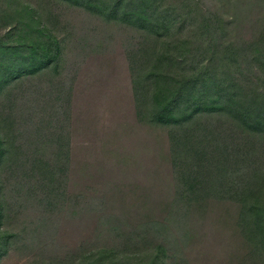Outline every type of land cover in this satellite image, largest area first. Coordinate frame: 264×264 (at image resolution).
<instances>
[{"label":"rangeland","instance_id":"1","mask_svg":"<svg viewBox=\"0 0 264 264\" xmlns=\"http://www.w3.org/2000/svg\"><path fill=\"white\" fill-rule=\"evenodd\" d=\"M199 1L211 11L233 8L238 42L264 25V0ZM47 8L62 42L58 71L25 77L0 97L17 142L0 166L3 220L13 233L0 264L70 263L83 248L123 242L152 223L166 224L160 237L171 260L236 262L244 246L222 239L230 231L214 218L222 208H190L170 221L182 162L166 128L136 119L127 48L138 33L63 2ZM7 29L1 21L0 34Z\"/></svg>","mask_w":264,"mask_h":264},{"label":"trees","instance_id":"2","mask_svg":"<svg viewBox=\"0 0 264 264\" xmlns=\"http://www.w3.org/2000/svg\"><path fill=\"white\" fill-rule=\"evenodd\" d=\"M51 1L138 33L127 48L136 119L166 128L182 162L170 221H183L190 208L202 215L222 208L214 216L230 229L222 239L244 246L228 264H264V25L254 40L238 42L233 8L211 11L199 0H0V23L8 25L0 34V97L25 77L58 71L63 50ZM9 122L0 115V166L17 144ZM5 205L0 183V257L13 235ZM150 225L64 264H182L169 259L160 237L166 224Z\"/></svg>","mask_w":264,"mask_h":264}]
</instances>
